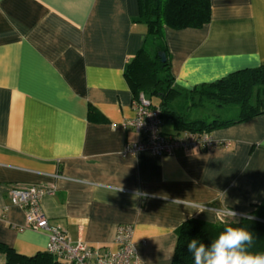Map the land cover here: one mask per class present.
<instances>
[{
    "label": "crops",
    "instance_id": "0c3cea01",
    "mask_svg": "<svg viewBox=\"0 0 264 264\" xmlns=\"http://www.w3.org/2000/svg\"><path fill=\"white\" fill-rule=\"evenodd\" d=\"M209 3L202 27H164L184 90L264 65V0ZM137 13V0H0V243L20 254L44 251L48 237L10 203L15 185L51 190L41 209L72 242L114 250L116 227L132 224L141 264H169L185 219L248 216L264 200V114L212 130L224 147L123 153L139 138L124 126L123 75L146 40ZM169 122L164 133L182 131Z\"/></svg>",
    "mask_w": 264,
    "mask_h": 264
},
{
    "label": "trees",
    "instance_id": "16d2710c",
    "mask_svg": "<svg viewBox=\"0 0 264 264\" xmlns=\"http://www.w3.org/2000/svg\"><path fill=\"white\" fill-rule=\"evenodd\" d=\"M138 13L133 21L143 22L147 33L144 44L126 62L123 70L133 97L139 93L160 108L163 120L171 121L174 129L211 132L216 128L244 122L264 114V65L234 71L214 82L184 90L173 84L164 27L178 30L200 28L210 20L209 0H137ZM158 52H164L161 62ZM152 97L157 100L153 101ZM211 106L236 107L228 117L200 116L198 110ZM206 114V113H205ZM97 111L90 106L88 119ZM248 216L224 219L227 224L243 225L255 236L252 251L264 252V200L255 204ZM225 227L219 220L188 218L175 229V245L169 264H193L187 243L192 238L208 244ZM0 264H71L47 252L23 255L0 243Z\"/></svg>",
    "mask_w": 264,
    "mask_h": 264
},
{
    "label": "built area",
    "instance_id": "2783aa9c",
    "mask_svg": "<svg viewBox=\"0 0 264 264\" xmlns=\"http://www.w3.org/2000/svg\"><path fill=\"white\" fill-rule=\"evenodd\" d=\"M132 116L124 122L139 138L127 142L123 153L135 155L146 151L154 155L172 154L177 149L208 150L213 147L229 145L228 140L217 139L210 132H191L182 130L177 133H164L161 129L163 119L160 108L154 105L149 98L139 93L131 100ZM51 190L30 185L11 186L8 189L9 201L24 211L25 226L37 231H45L47 243L45 250L57 258L71 264H141L132 236V224H119L114 234V250H104L82 243L72 242L63 229L51 225L40 206V198ZM230 210H216V220L243 217L231 215Z\"/></svg>",
    "mask_w": 264,
    "mask_h": 264
},
{
    "label": "clouds",
    "instance_id": "9594fccd",
    "mask_svg": "<svg viewBox=\"0 0 264 264\" xmlns=\"http://www.w3.org/2000/svg\"><path fill=\"white\" fill-rule=\"evenodd\" d=\"M235 217V213H231ZM206 244L197 238L187 243L193 264H264V252L252 251L255 236L245 226L227 224Z\"/></svg>",
    "mask_w": 264,
    "mask_h": 264
},
{
    "label": "rangeland",
    "instance_id": "374dc122",
    "mask_svg": "<svg viewBox=\"0 0 264 264\" xmlns=\"http://www.w3.org/2000/svg\"><path fill=\"white\" fill-rule=\"evenodd\" d=\"M153 101H156L157 98L156 97H152ZM236 112V107L233 106H225V107H215V106H211L205 110H198V114H200V116L204 117V116H208V117H228V116H232L234 113ZM206 113V114H205ZM165 127L170 125L169 121L164 120L162 123ZM163 126V127H164ZM237 218V217H236ZM235 219V218H234Z\"/></svg>",
    "mask_w": 264,
    "mask_h": 264
},
{
    "label": "water",
    "instance_id": "95a60500",
    "mask_svg": "<svg viewBox=\"0 0 264 264\" xmlns=\"http://www.w3.org/2000/svg\"><path fill=\"white\" fill-rule=\"evenodd\" d=\"M158 55L160 57V61L164 62L165 61V56H164V52H158Z\"/></svg>",
    "mask_w": 264,
    "mask_h": 264
}]
</instances>
